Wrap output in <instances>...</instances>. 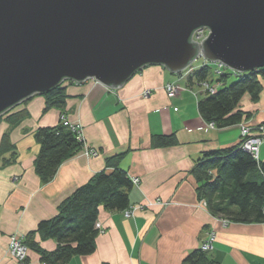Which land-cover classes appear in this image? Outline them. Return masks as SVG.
I'll use <instances>...</instances> for the list:
<instances>
[{
	"label": "crops",
	"instance_id": "0c3cea01",
	"mask_svg": "<svg viewBox=\"0 0 264 264\" xmlns=\"http://www.w3.org/2000/svg\"><path fill=\"white\" fill-rule=\"evenodd\" d=\"M184 77L160 65H147L116 89L92 79L64 82L63 109L43 111L42 95L17 105L16 110L25 109L28 115L12 126L0 124V138L7 131L17 150L16 162L0 166V264H19L8 253L9 235H23L40 220L53 217L58 204L78 186L101 170H111L106 159L118 154H123L119 167L130 179H139L128 192L129 204L146 205L132 218L101 207L94 252L73 256L67 264H183L184 257L205 241L209 229L215 231V240L208 255L217 264H264V223L223 225L197 197L191 173L195 161L204 152L236 145L240 134L237 125L220 129L208 125L197 109L204 92L196 85L167 97L163 86H185ZM261 84L259 100L245 94L237 106L250 114L243 121L254 126H264V79ZM144 91L149 94L144 96ZM61 114L80 123L85 145L98 154L76 153L43 183L33 166L39 148L34 131L56 125ZM172 133L176 144L151 146L153 135ZM259 160H264V142ZM155 200L163 204H153ZM40 245L52 251L56 243L46 240ZM27 257L26 264H42L34 251L28 250Z\"/></svg>",
	"mask_w": 264,
	"mask_h": 264
},
{
	"label": "water",
	"instance_id": "95a60500",
	"mask_svg": "<svg viewBox=\"0 0 264 264\" xmlns=\"http://www.w3.org/2000/svg\"><path fill=\"white\" fill-rule=\"evenodd\" d=\"M200 55L264 68V0H0V116L63 81L116 89L147 65L180 74Z\"/></svg>",
	"mask_w": 264,
	"mask_h": 264
},
{
	"label": "trees",
	"instance_id": "16d2710c",
	"mask_svg": "<svg viewBox=\"0 0 264 264\" xmlns=\"http://www.w3.org/2000/svg\"><path fill=\"white\" fill-rule=\"evenodd\" d=\"M231 74L234 78L228 82ZM210 75V66L201 65L186 80L191 87L203 80L215 82L219 86L214 93L203 91V96L197 101L201 117L219 129L249 119L250 114L237 109V106L245 94L252 101L259 100L263 89L261 80L264 79V68L244 73L222 71L215 79ZM64 82L74 83L63 81L42 95L45 100L43 111L64 108ZM17 108L15 106L4 112L0 121L4 120L12 126L23 120L28 113L25 109L16 110ZM61 117L65 115H60L56 125L39 127L34 131L33 136L39 148L33 166L43 183L51 181L59 166L80 152L84 144L76 138V132L63 125ZM176 143L175 133L153 135L151 138L152 147ZM122 157L123 154H118L107 158L106 165L111 170H101L92 175L58 204L53 217L40 220L35 229L23 234V244L27 250L39 255L42 264H67L73 256L93 253L99 233L96 228L99 209L102 207L109 212L124 211L130 206L128 192L133 184L126 171L119 167ZM16 161V146L5 131L0 138V166ZM191 173L196 181L197 197L205 202L211 216L232 223H264V160L256 162L241 147L240 139L236 145L204 152L195 161ZM46 240L56 243L54 250L46 251L41 247L40 242ZM27 262L26 256L24 263ZM183 264L217 262L199 247L184 257Z\"/></svg>",
	"mask_w": 264,
	"mask_h": 264
},
{
	"label": "built area",
	"instance_id": "2783aa9c",
	"mask_svg": "<svg viewBox=\"0 0 264 264\" xmlns=\"http://www.w3.org/2000/svg\"><path fill=\"white\" fill-rule=\"evenodd\" d=\"M208 34V29L207 28H201L196 30L192 34V40L196 42H201ZM200 39V41H198ZM199 57H202L201 55ZM201 65H209L210 62H208L206 59L201 63ZM224 66L220 63H216L214 66V72L218 75L223 71ZM195 68L192 66V64L187 67L180 75H183L187 77ZM197 87L203 89V91L209 92V93H214L216 91L217 85L213 83L212 85L210 82L207 80H203L199 83L196 84ZM184 89L181 85L178 83H167L163 86V89L167 95V97H173L175 96L179 90ZM148 91H144L143 95L146 96L148 95ZM62 118V123L63 125L67 126L70 128L72 131L76 132V138L79 141H83V135L81 132V125L80 123L77 122H70L67 120L65 117ZM209 126L214 127L212 123H208ZM239 127V134H240V140H241V147L248 151L252 157L256 160V162H259V150L261 144L264 142V126L261 124L257 125H251L247 124L245 121H241L240 123L237 124ZM254 129L256 133L252 134L251 130ZM81 152L86 155V156H96L98 154V151L94 148H89L85 145V142L83 144ZM132 184L138 185L139 184V179L133 178ZM153 204H163L161 201L155 200ZM146 204L141 203L137 205H130L127 209H125L123 212V215L125 218H132L135 211L142 209ZM151 205V203H150ZM217 219V218H216ZM223 225H228L230 222L226 219H218ZM102 233L103 230H100ZM9 239V245L8 249L11 250V255H13L16 258V261L19 262V264H24V260L26 258V252H27V247L23 244V235L21 234H12L10 235ZM215 240V231L213 229H209L206 232V238L205 241L201 243L199 246L202 251H210L212 249V244ZM17 242L19 243L17 245ZM25 251V253H22Z\"/></svg>",
	"mask_w": 264,
	"mask_h": 264
},
{
	"label": "rangeland",
	"instance_id": "374dc122",
	"mask_svg": "<svg viewBox=\"0 0 264 264\" xmlns=\"http://www.w3.org/2000/svg\"><path fill=\"white\" fill-rule=\"evenodd\" d=\"M198 41H200V39L198 40ZM204 61V58L203 57H197L194 61H193V63H192V66L195 68V69H199L200 67H201V63ZM215 64L216 63H211L210 62V69H211V75H210V77H212L213 79H215L218 75L214 72V66H215ZM223 71H225V72H230L231 70L230 69H228V68H226V67H224L223 68ZM232 72V71H231ZM182 77H184L183 75H182ZM188 77V76H187ZM187 77H184L186 80H187ZM229 77H231V78H229L228 79V82L229 81H232V79L234 78V75L233 74H231ZM208 82H209V80H207ZM201 82V81H200ZM213 83H215V82H210V84L212 85ZM179 84V83H178ZM180 85V84H179ZM182 87H184V89H191V86H189L188 84H186L185 86H182ZM217 89L219 88V86H217L216 87ZM183 89V88H182ZM181 89V90H182ZM216 89V90H217ZM180 91V90H179ZM201 96H203V93L201 94ZM43 97V96H42ZM2 122L4 123L5 121L4 120H1L0 121V124L2 125ZM6 124V123H5ZM8 238H10V235H9V237ZM19 243L17 242V245H18ZM8 245H9V239H8ZM9 248V247H8ZM8 253H9V255L13 258V259H15L16 260V258L13 256V255H11V250H9L8 249ZM22 253H25V251H23ZM26 255H28V250H27V252H26ZM19 263V262H18ZM24 264H26V263H24Z\"/></svg>",
	"mask_w": 264,
	"mask_h": 264
},
{
	"label": "clouds",
	"instance_id": "9594fccd",
	"mask_svg": "<svg viewBox=\"0 0 264 264\" xmlns=\"http://www.w3.org/2000/svg\"><path fill=\"white\" fill-rule=\"evenodd\" d=\"M181 73H182V72H181ZM181 73H180V74H181Z\"/></svg>",
	"mask_w": 264,
	"mask_h": 264
}]
</instances>
